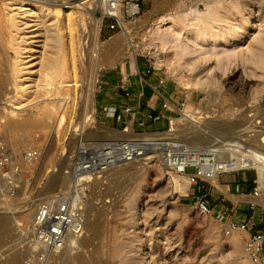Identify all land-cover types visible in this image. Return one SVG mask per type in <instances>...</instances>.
I'll return each instance as SVG.
<instances>
[{
  "label": "rangeland",
  "instance_id": "rangeland-1",
  "mask_svg": "<svg viewBox=\"0 0 264 264\" xmlns=\"http://www.w3.org/2000/svg\"><path fill=\"white\" fill-rule=\"evenodd\" d=\"M64 1L68 2L65 6L75 12L72 17L75 21L72 47L65 38L63 18H56L52 13L54 0H0V135L17 157L32 156L30 163L22 165L21 181L14 197L5 203L0 202V216L16 217L10 233L0 238V264H41L38 260L41 251L35 248L30 233L35 205L58 191L68 190L71 182L64 176L66 158L78 142L92 139L98 143L115 141L118 133L123 132V127L101 114L96 98L101 81L107 80L108 75L118 71L125 63L131 66L135 63L153 65L155 76L164 78L181 93L183 100L179 103L182 106H178L181 114L173 116L171 122L188 112L200 118L199 124H207L206 135L202 136L207 138L201 142L192 140L196 136L192 124L176 123V128L179 131L182 128V131L175 133L191 147L215 144L217 149H224L228 146L223 145L228 143L236 144L237 149H234L246 153L245 147L242 150L239 148L241 144L255 149V137L252 135L264 130V111L262 115L251 114L257 109H264V0H151L135 19L126 21L124 29L109 32L105 28V20L99 31L98 43L94 41L89 15L81 7L73 8L86 0ZM204 4L211 6L213 12L198 25L192 12L195 8V11L204 13ZM30 9L35 13L31 17L28 16L32 11ZM97 11H94V16L99 18ZM20 22L24 23L25 34L14 26ZM150 29L153 36L159 33L161 39L169 42L171 46H167L166 53L176 58L180 68L170 71L166 65L159 64L153 54L149 55L153 51L148 46ZM57 30L64 34V51L58 57L66 69L72 55L75 80L79 85L74 92L72 107L71 102H63L62 91L51 89L66 79L64 71L52 75L48 93L44 87H34L43 84V74L51 71L44 60L51 53L56 54L49 36ZM124 33L133 45L134 54L122 40ZM19 34L28 38L25 40L30 45L25 51H33L29 54L31 58L27 59L24 75L16 74L14 67ZM30 34L34 36L29 39ZM112 40H122L117 56H107L103 52L108 51ZM97 47L102 53L99 62L91 57V51ZM99 64L101 66L96 70ZM17 76H23L20 79L24 86H32L21 94L24 100L22 109L12 116L9 114L12 111L9 103L15 98L14 87L20 80L16 79ZM180 76L184 77L183 80L197 79L199 84L186 86ZM260 104L263 107L258 108ZM85 114L89 119L86 123ZM62 116L67 120L63 127L59 122ZM167 131L168 127L151 130L141 137H165ZM129 134H134L131 124ZM262 136L258 137V141L261 142ZM46 155L50 159L40 167ZM35 167L40 169L38 175L34 174ZM122 168L125 170L111 171L106 184L100 186L93 182L88 188L86 218L99 220L95 232L86 229L83 240L81 238L82 246L57 252L50 257L48 264H252L243 255L248 234L235 232L226 236V224L214 216L201 213L190 194L188 178L169 171L155 157L151 161L139 160ZM191 172L192 168L186 169V173ZM241 172L252 173L254 179L257 178L253 169L238 173ZM235 174L227 173L222 177ZM213 185L224 189L221 183L213 182ZM26 203L34 206L25 220L18 217V212L20 205ZM5 205L9 208L5 209ZM259 211L264 218V210L259 208ZM115 242L122 259L112 255ZM68 258L76 260L71 263Z\"/></svg>",
  "mask_w": 264,
  "mask_h": 264
},
{
  "label": "built area",
  "instance_id": "built-area-1",
  "mask_svg": "<svg viewBox=\"0 0 264 264\" xmlns=\"http://www.w3.org/2000/svg\"><path fill=\"white\" fill-rule=\"evenodd\" d=\"M151 0H100L98 13L103 22L107 23L105 28L109 32L122 29L120 22L135 19L144 8V5ZM156 72L153 65L148 64L144 75L149 76ZM135 74L140 77L136 67ZM164 78L158 77L156 84L162 85ZM140 78V83L144 84ZM120 99L123 103L120 108L113 105H104L100 112L106 118L116 124H122L124 117L129 116V121L121 128L127 132L129 125L133 130L135 124L137 131L133 130V137L125 141H108L98 143L92 140L78 142L77 146L68 155L66 161L65 176L71 182L68 190L58 191L48 199L43 200L36 208L30 224L32 243L35 248L41 251L38 260L41 264L50 263L49 254L63 249L68 236L81 239L85 235L86 225V193L93 180L106 184L108 172L123 164H130L134 161L157 159L171 170L186 174L189 185L193 190L192 196L198 209L204 215L211 216L212 208L208 203L211 178H218L227 173H238L239 171H226L223 163L219 162L217 147H191L184 142L169 137H148L142 138L150 124L156 123L160 115L142 108L141 100L143 91L140 90L134 96L129 87L122 81L118 87ZM155 91V87H152ZM158 94V93H157ZM157 96H160L157 95ZM182 106V105H181ZM163 110H169L175 115H180L179 109L171 108V103L163 99L161 104ZM135 117H137L135 119ZM167 119L168 131L171 120ZM149 160V159H148ZM32 156L26 154L20 158L12 154L0 135V200H10L14 197L19 188L22 174V165L30 163ZM187 168L193 172L186 173ZM254 188L252 195L258 199L261 191L257 180H253ZM104 189H102L101 193ZM5 198V199H4ZM107 204L108 201L106 200ZM260 204L250 203L253 210ZM248 223H231L224 233L226 236L235 232H246ZM264 250V233L261 231L248 235L243 247V255L252 264H260L261 255Z\"/></svg>",
  "mask_w": 264,
  "mask_h": 264
},
{
  "label": "bare ground",
  "instance_id": "bare-ground-1",
  "mask_svg": "<svg viewBox=\"0 0 264 264\" xmlns=\"http://www.w3.org/2000/svg\"><path fill=\"white\" fill-rule=\"evenodd\" d=\"M167 1V0H166ZM207 1V0H206ZM223 1V0H222ZM165 2V1H164ZM168 2V1H167ZM166 2V3H167ZM54 4V8H53V10H52V13H53V15H54V17H56V18H58V17H61V18H63V20H64V25H63V27L65 28V38H68V42H69V45H71V47H72V38H73V34H74V28H73V25L75 24L74 22V20H73V15H74V13L75 12H73V11H71L69 8H71V7H68V6H65V4L66 3H68L67 1H64V0H54V2H53ZM219 3H221V1H219ZM215 4H216V1H215ZM100 0H86V1H83V2H81V3H79V4H76V5H74L73 6V8H75V9H78V7H81L80 9H82V11L85 13V14H87V15H89V17H90V19L92 20V29H93V34H94V41H95V43H98L97 41H98V36H99V31H100V29H101V18L102 17H99V18H96L95 16H94V11L96 10V9H99L100 8ZM206 7H205V12L203 13H200V12H197V11H195V8H194V11L192 12V13H194V19L198 22V25H200V24H202L203 22H204V20L205 19H207V18H209L210 16H211V14H212V12H213V9H212V7L211 6H208L207 4H204ZM217 5V4H216ZM219 5V4H218ZM217 5V6H218ZM196 6V5H195ZM77 7V8H76ZM19 8L21 9V6H19ZM218 8V7H217ZM189 9V8H188ZM32 9H30V11H31ZM181 12V11H180ZM8 13V12H7ZM187 13V12H186ZM35 13H34V11L32 10L31 12H30V14L28 15L29 17H31V16H33ZM78 14V13H77ZM229 14V13H228ZM9 15V14H8ZM16 15H17V13H16ZM187 15H188V13H187ZM7 16V15H6ZM12 16V15H11ZM161 17V16H160ZM164 17V16H163ZM188 17V16H187ZM191 17V16H190ZM193 17V16H192ZM181 18V17H180ZM183 18H185V17H183ZM164 19V18H163ZM190 19H192V18H190ZM189 19V20H190ZM211 19V18H210ZM138 20V19H137ZM188 20V21H189ZM171 22V21H170ZM126 22L125 21H123V22H120V25H121V27H122V29H124V27H125V24ZM176 23V22H175ZM193 23V22H192ZM132 24V23H131ZM15 26V28L17 29V30H19V31H23L22 33H24L25 34V27H22V26H24V23L23 22H20V24L18 25V23H17V25H14ZM22 27V28H21ZM133 27H134V25H133ZM144 27V26H143ZM153 28V27H152ZM169 28H171V26H169ZM168 28V29H169ZM141 29V28H140ZM139 29V30H140ZM125 30H126V28H125ZM129 30V29H128ZM171 30V29H170ZM171 31H173V30H171ZM178 31V30H177ZM121 32H122V30H121ZM162 32V31H161ZM28 33H30V32H28ZM148 33L151 35V41L150 42H148L149 43V45L148 46H150V47H152V49H153V51L152 52H150L149 53V55L150 54H153L154 55V57L157 59V62L159 63V64H164V65H166L168 68H170V71H175L176 70V68L177 67H179L180 68V64H179V62H177L176 61V58H172V57H170L167 53H166V48H167V46L168 45H170L169 44V42L168 41H166V40H163V39H161L160 38V35H159V33H158V35H155V36H153L154 34H151V29L150 30H148ZM152 33H154V32H152ZM178 33V32H177ZM24 34H22V35H18V39L20 40L19 41V44L17 43V48H18V51H16V60H15V62H14V67H15V69H16V74H19V75H21V74H23L24 75V72H26V66L28 65L27 64V62H28V58H31L30 57V53L31 52H33L31 49H29L30 51H25V49L26 48H28L29 47V43L25 40V39H28L26 36H24ZM175 34H176V32H175ZM33 35V34H32ZM31 34H30V37H29V39L31 38V36H32ZM124 36H123V41H124V44L126 45V47L130 50V52L131 53H133L134 54V52H135V50L133 49V45H132V43H131V41H130V39L126 36V34L124 33L123 34ZM132 35V34H131ZM34 36V35H33ZM37 36V35H36ZM130 37V36H129ZM49 38H50V41H51V43H52V46H53V49H54V52L56 53V54H50V55H48V57L44 60L45 62H46V65H47V67H48V69L49 70H51V71H46L44 74H43V77H42V82H43V84H41V85H36V86H34L35 88H42V87H44V89L46 90V92L50 89V86L49 85H51V82H52V75H56L58 72H61V71H64V73H65V77H66V79L65 80H62V81H60V82H58L55 86H54V88H51V89H53V90H55V91H62V93H63V95L61 96L63 99V102L64 103H69V102H71V107H72V105H73V103H74V92H75V90H76V88L77 87H79V85H78V83H77V81L75 80V71H74V63L72 62V55L70 56V58H69V62H68V65H67V68L66 69H64L63 68V62L59 59V53H61V52H63L64 51V34H62L59 30H57L55 33H53L52 35H50L49 36ZM122 40H112V41H110V43L108 44V51H103L107 56H117L118 54H120V46L122 45ZM66 41H67V39H66ZM171 43V42H170ZM67 44V43H66ZM13 46V45H12ZM171 46V45H170ZM170 46L168 47V48H170ZM52 48V47H51ZM100 48V47H99ZM99 48L97 47V48H94L92 51H91V54H92V58H93V60H96L97 62H99V58H100V56L102 55V53L100 52V50H99ZM123 48V47H122ZM125 48V47H124ZM69 50V52H70V48L68 49ZM149 52V51H148ZM25 53H28V55H25ZM122 53H124V52H122ZM69 54V53H68ZM69 57V56H68ZM119 59V58H118ZM114 61V60H113ZM108 62H110V61H108ZM107 62V63H108ZM106 63V64H107ZM177 63L180 65V66H178L177 65ZM98 66H101L100 64L99 65H96V70H98ZM18 67H21V68H18ZM95 67V66H94ZM103 67V66H102ZM101 67V68H102ZM100 68V69H101ZM191 71V70H190ZM97 72V71H96ZM95 72V73H96ZM100 72V71H99ZM98 74V73H97ZM97 74L94 76V79H96V76H97ZM19 76H17V78L16 79H20V78H22L23 76H21V77H19ZM59 79V78H58ZM62 79H63V77H62ZM180 79L182 80V82H184V85H192V86H197L198 84H199V81L196 79H187V78H185V79H187V80H183L184 79V77L183 76H180ZM23 80H26L25 78H23ZM54 80V79H53ZM56 81V80H55ZM58 81V80H57ZM94 82H95V80H94ZM35 84V83H34ZM25 84L23 83V81H22V79H20L18 82L16 81V84H15V87H14V89H15V98L11 101V103H9V104H11L10 106H11V109H12V111L9 113L10 115H14V112L15 111H18V110H20V109H22V101H24L23 100V96L21 95L22 93H24V92H26V90H27V88H31V86H24ZM49 86V87H48ZM52 87V86H51ZM47 88H49V89H47ZM34 89V88H33ZM51 91V90H50ZM48 93V92H47ZM50 93V92H49ZM90 101V100H89ZM90 103H91V106H92V101H90ZM252 104H254V103H252ZM261 105V104H260ZM260 105H258V106H260ZM251 106H253V105H251ZM251 106H249V107H251ZM249 107H247V108H249ZM261 107H263L262 105L260 106V107H258V108H261ZM253 108V107H252ZM256 109H257V107H256ZM255 109V110H256ZM255 110H253V111H255ZM260 109H257V111H255L254 112V114L253 113H251L252 115H256V114H258V115H262L263 113H262V111H264V109H262L261 108V110L259 111ZM245 111V110H244ZM250 111H251V109H250ZM246 112V111H245ZM88 113H89V111H88ZM244 113V112H243ZM242 113V114H243ZM246 114V113H245ZM244 115V114H243ZM257 115V116H258ZM253 116V117H254ZM246 117V116H245ZM244 117V118H245ZM259 117V116H258ZM261 117V116H260ZM87 114H85L84 115V119H85V121H84V123H86V121H88L89 119L87 118ZM256 118V117H255ZM263 118V117H262ZM6 119H8V117H6ZM198 119H200V118H197L196 116H195V114L194 113H188V112H184L183 114H182V117L180 118V119H176L174 122L172 121L171 122V126H170V130H169V132H167V133H164V135H165V137H169V138H172V139H176V140H178V141H181L180 140V137H181V135H177L175 132L176 131H179V129H177L176 128V123H180L181 125L183 124V125H187L186 123H190V124H192L193 126H194V129L196 130V131H194V133L196 132V136L192 139V140H197V141H199V140H201V142L203 141V138H204V140H206V138L207 137H203L202 138V136H204V135H206V133H205V125H207V124H199V122H198ZM253 120V119H252ZM262 120V119H261ZM4 121H2V123H3ZM59 122H62V127L63 126H65V123L67 122V120L65 119V117H61V119H60V121ZM226 123V122H225ZM238 123V122H237ZM241 123V122H240ZM257 123V122H256ZM259 123V122H258ZM264 123V122H263ZM229 124V123H228ZM232 123H230V125H231ZM239 124V123H238ZM242 124V123H241ZM240 124V125H241ZM242 125H245V124H242ZM233 126V125H232ZM246 127H247V125H246ZM257 127V126H256ZM233 128H235V126L233 127ZM250 128V127H249ZM181 129V131H182V128H180ZM226 129V128H225ZM253 129H255L254 127H253ZM129 130H130V125H129V127H128V130H127V132H121V133H118V137H117V139L116 140H119V141H125V140H128V139H131L133 136H130V134H129ZM226 130H229V129H226ZM181 131H179V133H181ZM63 134H64V132H63ZM261 135H264V130H260V131H256V133H254L252 136L253 137H255V142H257L256 144H255V142H254V145L256 146H254L255 147V149L254 148H252L251 146L249 147V146H247V145H243V144H241V146L239 147L241 150L243 149V147H245L247 150H244V151H246V153H244V152H241V151H239V150H236L237 148H236V144L234 145V144H228V143H226L225 145H223L224 147H226V146H228L227 148H224V149H218V152H219V154H218V157H217V159H218V161L219 162H221V163H223L224 164V166L226 167V171L227 172H229V171H239V170H246V169H253V170H255L256 171V176H257V178H256V180H257V183H258V186H259V189H260V191H261V194H260V197L258 198V202H261V203H263L264 204V136H262V138H261V142L260 141H258V137H260ZM152 136V135H151ZM223 136V135H222ZM148 137H150V136H148ZM147 136H143V138H148ZM253 137H251V138H253ZM250 138V139H251ZM17 140V139H16ZM115 140V141H116ZM249 140V139H248ZM253 139H251V141H252ZM119 141H117V142H119ZM240 141V140H239ZM246 141H247V139H246ZM181 142H183V141H181ZM12 143V142H11ZM10 143V144H11ZM18 143V142H17ZM199 143V142H198ZM212 143V142H211ZM218 143H220V142H218ZM217 143V144H218ZM248 143V142H247ZM251 143V142H250ZM190 144V143H189ZM209 144H210V142H209ZM221 144V143H220ZM224 144V143H223ZM249 144V143H248ZM253 144V143H252ZM215 145V144H214ZM240 145V144H239ZM15 145H13L12 147H14ZM210 146H213V145H208L207 144V146H205V147H210ZM218 147V146H217ZM220 147H222V146H220ZM234 148H236V149H234ZM10 150V149H9ZM10 152L12 153V151L10 150ZM13 154V153H12ZM66 158V157H65ZM150 158H152V157H149V158H146V161H151L152 159H150ZM50 159V156H45V159L40 163V167H42V165L44 166V164L48 161ZM67 159V158H66ZM149 159V160H148ZM139 161V160H138ZM135 162H137V161H134L133 163H135ZM133 163H130V164H123V165H118V166H116V167H114V168H112L109 172H108V174L107 175H109L110 174V172L111 171H115V172H117V171H121V170H125V168H122V167H124V166H128V165H132ZM162 166L163 167H165L166 169H168L169 171L171 170L170 168H168L166 165H164V164H162ZM129 171V170H128ZM40 173V169H38V168H36L35 167V169H34V174L36 175H38ZM113 173V172H112ZM118 174H119V172H118ZM178 174H180L181 176H183V177H186V178H188V176L186 175V174H182V173H178ZM55 175V174H54ZM138 175V174H137ZM65 176V175H64ZM113 176V175H112ZM124 176V175H123ZM53 177H55V176H52V178ZM63 177V176H62ZM64 178H66V177H64ZM63 178V179H64ZM217 179L218 178H216V177H214V178H211V182H214V183H217ZM56 180H57V178H56ZM67 180H69V178L67 177ZM93 182L94 183H98V185H100L101 186V182L100 181H98V180H93ZM92 182V183H93ZM107 193V192H106ZM5 199V198H4ZM0 202H3V203H5V200H3V199H1L0 200ZM40 204V203H39ZM39 204H36L35 205V207L37 208L38 207V205ZM8 205V204H7ZM7 205H5V209H8L9 207L7 206ZM34 206V204H30V203H26V205H20V207H19V216L18 217H21V218H23V219H28V217H29V215H30V213H31V209H32V207ZM103 206H105V205H103ZM35 208V209H36ZM2 210H4V209H2ZM13 220H16V217L15 216H7V215H2V216H0V238H3V237H5L6 235H8L9 233H10V231L12 230L11 229V224H12V221ZM99 221V220H98ZM98 221H91L88 217H87V219H86V225H85V228L86 229H88V231L89 230H94V232H95V230L98 228V226H99V224L100 223H98ZM18 226H22V225H18ZM87 231V230H86ZM86 239V238H85ZM84 239V240H85ZM82 240H83V238H82ZM87 241V240H86ZM81 239L79 240V239H77V238H75L74 236H68V238H67V240H66V245L63 247V249H61V250H59V251H57V250H55V252H52V253H50L49 254V258L51 257H54L55 255H56V253L57 252H60V251H63L64 250V252H65V248H67V250H69V249H71L72 250V248L73 247H80V246H82L83 245V243H82V245H81ZM89 245V244H88ZM114 247H113V249H112V255L113 256H116V257H118L119 256V258H121L122 256L120 255L121 254V251H118V246H117V243L115 242L114 243ZM121 246V245H120ZM119 246V247H120ZM69 248V249H68ZM86 249V248H85ZM66 250V251H67ZM64 252H63V254H64ZM62 253V252H61ZM58 255H59V253H58ZM72 255V254H71ZM81 255V254H80ZM77 256V255H76ZM67 257H69V256H67ZM81 257V256H80ZM79 257V258H80ZM56 258V257H55ZM54 258V259H55ZM70 258V257H69ZM68 258V259H69ZM67 259V258H66ZM78 259V258H77ZM122 259V258H121ZM65 260V259H64ZM69 260H72V259H69ZM69 260H68V263H70L69 262ZM74 260H76V258L75 259H73L72 261H71V263H73V262H75ZM85 259H83L82 261H84ZM90 260V259H89ZM99 261V260H98ZM123 262H125V261H123ZM65 264V263H64ZM83 264H85V263H83ZM91 264V263H90ZM98 264H100V263H98Z\"/></svg>",
  "mask_w": 264,
  "mask_h": 264
},
{
  "label": "crops",
  "instance_id": "crops-1",
  "mask_svg": "<svg viewBox=\"0 0 264 264\" xmlns=\"http://www.w3.org/2000/svg\"><path fill=\"white\" fill-rule=\"evenodd\" d=\"M140 65H142V67ZM136 67L139 70L140 77L135 74ZM146 68L147 63H135L133 66L129 63H125L118 71L112 73V75H108L106 78L107 80L101 81L100 93L96 98L98 104L97 108L100 111L101 107L104 105L121 107L123 100L120 99L118 87L123 81L134 96L140 90L143 91L141 104L144 110L160 115V119L156 123L150 124L146 131L165 129L167 127V119L173 117L174 113L161 108L163 99L171 103L170 110L173 109V107L178 109V106L181 105L179 102L183 100L181 98L182 95L173 89L166 81L162 85L157 86L156 79L158 77L155 76V74L145 76L144 70ZM140 78L145 81L144 84L140 83ZM152 87H155V91ZM159 94L160 96H157ZM136 118L137 117H135V119ZM129 119V116H126L124 117L123 123L117 125L122 127ZM133 130L137 131L135 124L133 125ZM253 180L254 175L252 173L241 172L227 178H223L222 175H220L217 179V183H221L222 185L220 186L224 187V189L220 190L214 185L208 186L210 189L208 203L212 208L211 216L221 220V222L227 226L234 222L248 223V230L246 231L248 235L258 231L264 233V218L259 213V208L263 211L264 206L260 204L255 209H250V203L257 200L252 195L254 188ZM192 193L193 190L190 187L191 196ZM260 264H264V250L261 255Z\"/></svg>",
  "mask_w": 264,
  "mask_h": 264
}]
</instances>
